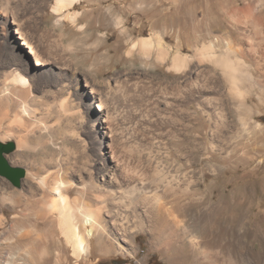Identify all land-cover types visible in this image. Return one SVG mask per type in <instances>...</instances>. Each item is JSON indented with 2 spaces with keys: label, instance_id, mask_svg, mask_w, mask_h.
Listing matches in <instances>:
<instances>
[{
  "label": "rangeland",
  "instance_id": "374dc122",
  "mask_svg": "<svg viewBox=\"0 0 264 264\" xmlns=\"http://www.w3.org/2000/svg\"><path fill=\"white\" fill-rule=\"evenodd\" d=\"M6 1L16 8L14 10L29 25V31L48 48L57 67L60 65L66 69L65 79L58 80L49 76L58 71L56 66L34 65L32 56L0 12V74L8 63L14 61L15 55L22 60L15 59L16 62H22L23 68L40 77L32 90L37 102L29 106L39 123L16 120V104L0 98V137L8 133L12 136L11 141L20 139L25 144V148L15 149L14 154L6 156L9 165L26 171L32 165H40V159H49L51 154L64 150L62 157L73 167L68 180H75L77 176L93 178V175L98 180L101 171L109 165V159H114L121 167L120 176L133 175L134 172L138 175L139 181L130 187L139 190L140 183H143L145 191H152L160 184V179L174 169L189 176L195 175L207 202L202 211L194 213L197 214L195 220L215 236V248L231 251L241 259L240 264H256L254 261L261 255L263 260L257 264H264L259 237L264 232V221L260 220V217L264 219L262 193L256 189L249 204H239L236 208L228 197L243 182L254 187L264 180V134L255 130H250V134L243 133L237 115L241 110L226 96L223 98L225 102L222 101L224 107L216 116L212 110L200 109L196 104L180 102L167 106L166 102L171 101V93H174L172 86L181 75L167 71L166 65L157 63L153 57L149 60L141 57L137 47L131 50L135 41L153 35H159L167 47L174 48L180 42L184 54H191L189 46L217 38L226 44L231 42L229 46L239 45L245 51L244 60L250 66L251 74L260 84L255 85L248 95L249 120L264 129V29L258 36L252 31L245 33L230 16L232 10L241 14L251 7L264 17V0H76L64 13L78 14L76 27L60 20L63 16H56L52 9L54 0H0L2 3ZM54 22H57L56 26ZM259 38L263 41L257 45L256 39ZM220 46L224 49V44L220 43ZM84 80L105 95L108 104L105 125L110 128L109 137L100 133L101 125L95 119L101 112ZM184 96L179 95L180 101ZM64 100L78 110L76 119L69 120L63 114L58 116L54 108ZM215 128L220 132L219 138L213 136ZM64 130L75 133L73 140L59 141ZM40 136L51 138L50 141L53 138L54 143L44 145L39 141ZM226 152L230 156L228 166L210 159V156H216L222 160ZM16 153L21 159L11 158ZM243 156H252V162L244 163ZM259 160L262 162L258 163ZM211 163L218 168L217 180L209 172ZM242 175L245 177L241 178ZM25 182L24 177L17 188L0 176V193L4 190L23 191ZM35 187L36 194H41ZM37 195L30 196V207L24 219L27 226L37 223L36 233L23 240L25 245L36 235L47 236L44 228L52 218L47 216L42 220L39 217L37 199L40 195ZM67 196L71 200L77 197L75 190ZM19 211L14 201L0 198V220L5 222L0 226V232H7L4 238H17L10 227ZM54 237L63 241L59 235ZM2 241L0 264L6 263L16 252L14 245ZM148 241L147 233H136L129 248V252L134 253L131 257L125 252H100L96 240L92 239L91 255L77 260L67 250L60 264H168L169 255L151 248ZM221 255L217 254L219 259H222ZM46 259L38 264H52V260ZM198 261L191 263L200 264Z\"/></svg>",
  "mask_w": 264,
  "mask_h": 264
},
{
  "label": "bare ground",
  "instance_id": "6f19581e",
  "mask_svg": "<svg viewBox=\"0 0 264 264\" xmlns=\"http://www.w3.org/2000/svg\"><path fill=\"white\" fill-rule=\"evenodd\" d=\"M75 2L76 0H54L52 9L56 16H63L60 20L64 19L76 27L78 26V14L69 12L64 14L65 10H69ZM14 9L16 8L7 1L0 2V12H3L2 15L7 18L12 27L11 30L18 36L17 38L27 49L28 54L32 56L34 65L57 67L48 48L34 33L29 31V25ZM236 12V10H232L230 16L237 24L241 25L243 32L252 31L254 35L258 36L263 31L264 17L256 9L247 7L241 14H236ZM56 25L57 22H54V26ZM220 41L217 38L206 43L196 44L194 47L189 46L192 49L191 54H184L183 46L178 40L176 47L171 48L164 45L159 35H153L150 38H141L135 41L131 50L137 47L141 57L147 60L153 57L157 63L166 65L167 71H173L176 76L181 75L179 79L176 78L177 80L172 86L174 93H171V101L165 103L167 106L180 102L185 105L196 104L200 109L212 110L216 116L222 110L221 107H224L222 101L225 102L226 99L223 98L226 96L235 102L234 105H237V109L241 110L237 115L243 133L250 134V130H255L262 135L264 129L254 120H249L250 111L247 106L251 89L260 84L251 74L250 66L244 60L245 51L242 47L239 45L229 46L228 44L231 42L226 44ZM262 41L260 38L256 39L257 45H260ZM220 43L224 44V49ZM15 59L22 61L19 56L17 58L14 55V61L8 63L5 67L6 70L0 74V98H5L11 104H16V120L24 119L39 123L34 111L29 106L37 102L32 95V90L34 85L40 81V77L23 68L22 62H16ZM57 68L58 71L51 72L49 76L61 80L65 76L66 69L60 65ZM84 83L85 87L90 89L89 93L101 112L95 119V121L99 120V125H101L100 133L109 137L110 128L105 125L108 118V104L104 98L105 95L91 88L85 80ZM181 93L185 95L182 101L179 97ZM65 100L60 102L57 108H54L55 111L59 114L58 116L63 114L69 120L76 119L79 116L78 110H75L70 105L71 103ZM45 131L44 133H46ZM213 131H215L213 136L219 138L218 128ZM74 134L73 131L66 132L64 130L59 141L73 140ZM5 135L7 136L0 137L2 142L12 140V136L8 133ZM39 138L40 143L44 145L53 140L52 138L50 141L51 138L43 136ZM14 143L17 150L25 146L23 140L20 139L15 140ZM62 151L64 150H59L56 155L51 154L52 157L49 159H40V165L35 164L37 167L32 165L25 171L26 182L23 183L25 187L22 189L23 191L4 190L3 193H0L1 200L14 201L20 208L18 216H15L10 227L16 232L17 238L13 235L11 236L13 238H4L7 232H0V245L4 242L2 240H5V243L14 245L16 248L15 255L2 264H38L45 258L49 262L52 260V264H60L67 250L71 251L72 257L79 260L91 255L92 239L96 240L100 252H125L134 257V253L131 254L129 248L133 245L134 237L138 232L148 234V243L151 248L159 250L163 255H169L166 261L168 264H187V262L190 264L195 260L201 261L200 264H240L242 262L231 251L222 250L220 247V250L215 248V236L206 230L205 225L195 220L197 214L194 213L197 210L202 211L204 203H207L205 202L206 196L199 190L200 184L198 185L199 178L197 176H189L179 169H174L172 173L167 172L166 177L159 178L160 184L158 183V186L152 191L150 190L151 192L145 191L143 183H140V189L136 190L132 186L130 187L139 181L136 172L133 175L120 176L122 171H120L121 167L119 168L118 162L109 159V165L101 171L98 180L94 179V175L93 178L90 176L84 179L77 176L75 180H71V178L68 180L73 167L62 157ZM228 154L229 152H226V156L222 160L216 156H210V159L215 162L222 161L224 166H228L230 157L227 156ZM19 155L16 153L11 158L19 159ZM241 160L248 164L252 162V156H243ZM262 160H259L258 163H261ZM186 162L191 165V162L187 160ZM83 165L85 170V164ZM209 166V172L214 177L213 179L217 180L220 175L218 168L212 163ZM162 167L164 169L165 166ZM165 174L163 173V175ZM242 176L241 178L245 177ZM251 185L243 182L234 188L231 196H228L234 207H238L239 204L243 205V203L244 205L249 204V200L251 197L253 198L257 190L264 197V180L257 186L253 185L254 187H252ZM35 186L40 189V196L34 191ZM189 186L192 188L189 189ZM74 190L77 197L71 200L67 193ZM29 194L33 198L36 195L39 196L37 199V203L40 205L38 212L41 213L39 217L42 220L47 216L52 218L44 228L47 236L36 235L25 245L23 240L34 235L37 228V223L28 226L24 224L25 214L30 207ZM260 220L264 221L263 217H260ZM4 224V220L1 219L0 226ZM55 235H59L63 241L61 242L60 238H53ZM259 237L263 254L264 232H261ZM219 243L221 242L219 241ZM217 254L219 257L222 254V259H219ZM257 259L254 261L256 264L263 260L261 255Z\"/></svg>",
  "mask_w": 264,
  "mask_h": 264
},
{
  "label": "water",
  "instance_id": "95a60500",
  "mask_svg": "<svg viewBox=\"0 0 264 264\" xmlns=\"http://www.w3.org/2000/svg\"><path fill=\"white\" fill-rule=\"evenodd\" d=\"M16 149L14 141H0V176L6 178L14 187H19L21 179L25 177V170L9 165L6 156Z\"/></svg>",
  "mask_w": 264,
  "mask_h": 264
}]
</instances>
